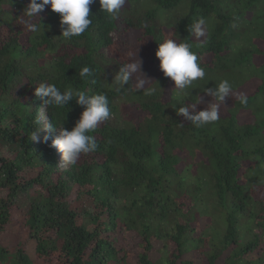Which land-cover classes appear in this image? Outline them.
<instances>
[{"label": "trees", "instance_id": "obj_1", "mask_svg": "<svg viewBox=\"0 0 264 264\" xmlns=\"http://www.w3.org/2000/svg\"><path fill=\"white\" fill-rule=\"evenodd\" d=\"M127 1L139 7L115 18L91 5L89 29L65 40L59 13L46 7L31 33L29 0H0V264H264V0ZM181 4L165 35L163 13ZM200 17L206 35L196 39L188 29ZM120 28L150 38L154 60L164 38L188 41L205 78L183 94L162 72L145 83L154 95L132 91L134 77L117 90L129 62L117 54ZM83 66L91 77L79 76ZM223 79L233 94L218 121L196 128L177 114L199 97L207 107L204 88ZM40 83L109 99L110 119L90 133L97 150L75 165H59L42 138L71 130L83 109L75 98L46 105ZM248 83L257 88L243 106L234 91ZM40 113L53 131L40 129Z\"/></svg>", "mask_w": 264, "mask_h": 264}, {"label": "clouds", "instance_id": "obj_2", "mask_svg": "<svg viewBox=\"0 0 264 264\" xmlns=\"http://www.w3.org/2000/svg\"><path fill=\"white\" fill-rule=\"evenodd\" d=\"M97 2L102 12L115 18L125 5L126 0H29L24 9V16L27 19L23 23L29 32H41L44 27L43 24L40 21L39 23L32 22V18H38V14L49 7L53 12L60 14V36L65 40H70L73 37L81 36L89 29L92 24L90 6ZM178 14L181 16L180 13ZM188 30L191 36L196 39L205 37V19L203 17L198 18ZM261 44L264 45V40L261 41ZM155 56L159 60V68L163 75L174 81L177 94L185 93L194 82L205 78L206 73L199 63L198 55L193 51L192 44L186 40L164 38L159 42ZM138 72L143 73L140 59L138 62L133 60L122 64L113 79L115 85L118 86L117 90L124 88L125 85L130 86V81ZM92 75V69L89 66H83L79 71L81 78L86 79ZM145 83V79L137 78L132 91L143 90L144 94L149 96L156 94L157 89L151 86L145 89ZM203 91L207 96L212 97V101L208 103L207 107L197 109V105L203 102L199 97L195 102L184 104L176 109L178 115H182L196 128L220 119V105L225 103L226 98L232 97L233 85L227 79H223L215 87H207ZM34 94L41 98L46 105L58 108L68 105L69 101L75 98L76 103L83 109L71 130L60 126L58 127V134L56 133L54 138L49 133L42 138L44 142L51 141L59 165L63 167L75 165L82 154L97 150L98 144L90 133L111 117L109 99L106 94L102 92L89 94L87 91L71 88L61 92L55 84L51 83H40L34 89ZM236 99L240 105L246 106L248 104V97L244 93H238ZM43 119L44 122L40 129L45 132L53 131V124L48 117L45 116ZM37 139V133L34 132L32 140Z\"/></svg>", "mask_w": 264, "mask_h": 264}, {"label": "rangeland", "instance_id": "obj_3", "mask_svg": "<svg viewBox=\"0 0 264 264\" xmlns=\"http://www.w3.org/2000/svg\"><path fill=\"white\" fill-rule=\"evenodd\" d=\"M138 7L139 5L134 6L133 3L126 0V3L122 9L125 10L128 8L131 10L130 11L131 13L135 11ZM187 9L188 8L185 7L184 4H181L178 7L163 13L162 17L165 20L164 22L165 23L164 30L166 32L165 35L166 34L168 35L169 32H171L170 26L171 25L173 26V24H175L176 19L180 16L178 13H180L181 15L185 14L187 12ZM139 14H140V8L134 16H140ZM118 23H119L118 26L121 27L122 21H119ZM120 31L121 32L114 31L112 33L114 38L123 37L121 39V43L117 42L118 43V48H116L117 54L119 55L121 59H124V60L127 59L129 60V62L133 60L138 62L140 59L142 62V72L143 73L138 72L137 74H135L134 80H136L137 78H143L145 79L146 83L151 82L153 78H155L156 75L162 72L159 68V60L158 59L153 60L151 57V55L153 54L152 51L154 48V45L151 39L144 37L142 32L135 28L127 29L125 31H123L120 28ZM21 42L25 45L28 44V36L27 35L22 36ZM255 60L256 62L260 63L264 60V58L263 56L258 55V56H255ZM256 88H257L256 84L248 83L242 86L241 88L235 90L234 94L237 95L238 93H244L248 95V94L253 93L256 90ZM39 117H40L39 121L42 126L44 122L43 115L40 113ZM57 134H58V131H57ZM29 249H33L32 245H30Z\"/></svg>", "mask_w": 264, "mask_h": 264}]
</instances>
